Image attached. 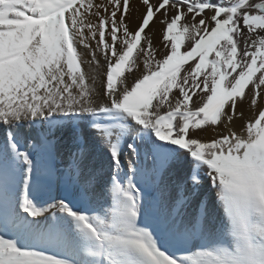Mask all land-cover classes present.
Masks as SVG:
<instances>
[{
	"label": "snow or ice",
	"instance_id": "snow-or-ice-1",
	"mask_svg": "<svg viewBox=\"0 0 264 264\" xmlns=\"http://www.w3.org/2000/svg\"><path fill=\"white\" fill-rule=\"evenodd\" d=\"M0 264H264V0H0Z\"/></svg>",
	"mask_w": 264,
	"mask_h": 264
},
{
	"label": "bare ground",
	"instance_id": "bare-ground-1",
	"mask_svg": "<svg viewBox=\"0 0 264 264\" xmlns=\"http://www.w3.org/2000/svg\"><path fill=\"white\" fill-rule=\"evenodd\" d=\"M141 11H143V9H141ZM137 23H138V21L134 19L131 26L133 28H135ZM161 29H162V25H157L155 35L153 36V47H154V49L157 50V56H159V54L164 50L163 43H162ZM147 31L148 30H146V32ZM190 63H194V62H190ZM186 67H187V65H186ZM85 70H87L86 66H85ZM174 92H175V90H174ZM240 111H244L245 117H248L249 115H251L250 110L247 108L246 105H241V104L238 103L237 113H239ZM242 122L246 123V121H241L240 119H234L233 122H232V130H234V131L242 130L241 129V123ZM208 128H211V126H206V129H208ZM191 131L192 130L190 129V133H191ZM197 131H205V129H201V130H197ZM213 135L214 134L209 131L207 133V135L204 137V139L210 140L213 137Z\"/></svg>",
	"mask_w": 264,
	"mask_h": 264
}]
</instances>
